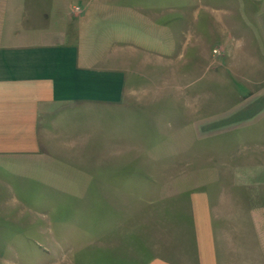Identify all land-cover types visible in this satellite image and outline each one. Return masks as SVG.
Returning <instances> with one entry per match:
<instances>
[{"label": "rangeland", "instance_id": "374dc122", "mask_svg": "<svg viewBox=\"0 0 264 264\" xmlns=\"http://www.w3.org/2000/svg\"><path fill=\"white\" fill-rule=\"evenodd\" d=\"M41 46L121 99L40 106L0 264H264V0H0L4 71Z\"/></svg>", "mask_w": 264, "mask_h": 264}, {"label": "crops", "instance_id": "0c3cea01", "mask_svg": "<svg viewBox=\"0 0 264 264\" xmlns=\"http://www.w3.org/2000/svg\"><path fill=\"white\" fill-rule=\"evenodd\" d=\"M97 23L126 24L129 20H125L123 16L116 17L114 10H111L107 11V17ZM18 51H4L0 47V169L18 167L16 162L35 158V121L42 104L64 107L99 101L115 103L121 99L120 91L113 89L110 94L106 92L108 87H112L109 84L114 85L117 81L111 79L112 83L106 88L100 81L108 80H100L97 71L83 70L80 59L77 58L78 49L37 47L32 50L33 58L30 63L23 64L19 60L18 63L10 64V67L5 65L9 70L4 71L3 55L13 52L18 55ZM8 87H11V93H16L13 87L24 88L22 93L25 98L13 101L12 94L4 96V89ZM29 90L32 91L30 96L27 95ZM37 127L44 128L40 123H37ZM1 182L3 181L0 179ZM203 256V264H211L212 258L206 257V253Z\"/></svg>", "mask_w": 264, "mask_h": 264}]
</instances>
